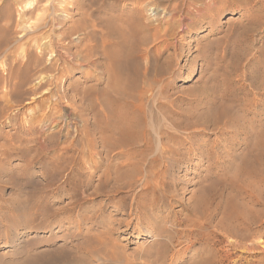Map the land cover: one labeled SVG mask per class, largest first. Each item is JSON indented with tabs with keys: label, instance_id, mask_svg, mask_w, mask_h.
Here are the masks:
<instances>
[{
	"label": "rangeland",
	"instance_id": "rangeland-1",
	"mask_svg": "<svg viewBox=\"0 0 264 264\" xmlns=\"http://www.w3.org/2000/svg\"><path fill=\"white\" fill-rule=\"evenodd\" d=\"M173 2L0 0V143L18 134L19 151L0 162V232L11 240L0 235V264L23 249L63 252L50 264H264V144L249 150L264 142V0H216L213 26L181 37L177 12L153 17L155 5ZM51 6L67 10L58 16L65 31L82 19V42L97 51L120 33L138 41L133 86L101 103L109 119L108 107L139 105L143 132L105 133L100 99L91 106L84 93L95 81L78 72V89L65 94L82 120L69 133L61 121L42 126L47 95L6 85L9 66L26 60L14 49L53 29L30 30L49 22ZM59 151L66 170L49 179Z\"/></svg>",
	"mask_w": 264,
	"mask_h": 264
},
{
	"label": "bare ground",
	"instance_id": "bare-ground-1",
	"mask_svg": "<svg viewBox=\"0 0 264 264\" xmlns=\"http://www.w3.org/2000/svg\"><path fill=\"white\" fill-rule=\"evenodd\" d=\"M215 2L216 0H177V3H168L163 6L160 8V11L155 5L154 9L156 11L153 17L159 22H170L174 20V14L177 12V34L181 37L184 32L195 27L200 28L204 26L203 24L213 26L211 17ZM59 15L67 17L68 12L65 8H60V11H56V7L51 6L49 22L37 23L30 29L33 32H40V29L46 25L53 28L51 32H40L31 37L29 36L30 38L24 46H18L14 49V53L23 55L26 60L22 62V65H16L18 67L9 66L4 77L6 85L18 90L20 85L30 83L33 89L31 91V99L34 96H39L41 93L47 95L43 99L45 111L43 112L44 117L41 120L42 126L46 128H49L50 125L51 127H56L59 126V121H61L60 129H65L69 133L71 128L79 131L77 124L82 120V116L76 114L77 108L73 102L67 99V95L65 94L66 89H78V83L80 82L78 77L71 79L78 72L85 81H95L94 84H88L84 88V93L90 100L89 104L91 106L95 104L97 98L100 99V108L97 109V120L103 123L105 133H122V138L125 139L126 135L143 132L141 131L144 127L143 113L140 114L135 111L140 108L139 105L129 104L127 114L126 110L120 106L116 109L108 107L109 119V115L105 114L102 104L104 103L106 107V104L112 103L108 101L118 102L119 97L124 95L122 93L123 90L133 86V81L140 72L139 62L135 60L138 41L136 39H129L123 33H120L119 41L115 46L106 47L104 40H102L100 52L97 51L96 45L82 42L84 40L82 33L84 34L85 30L82 25V19L78 18L76 22L74 21L68 27V31H65L62 29V19L58 17ZM262 18L257 19L255 23L246 25V30L257 29L262 23ZM89 36L95 37V33H89ZM71 47H76V49L72 50ZM97 54L101 56L100 61H97ZM46 55L48 56L47 63L43 64V58ZM33 71L34 73L31 74ZM31 80L35 82L32 84ZM156 80L147 79L145 85L150 87L156 83ZM65 81H67L66 85L64 84ZM103 81L106 83V86L98 88L97 84L99 85ZM259 85L257 84V86ZM3 95L7 97L9 93L6 92ZM29 101H26V103ZM63 107L69 111H64ZM130 113L131 117L129 116ZM101 114L105 115L101 116ZM219 115H223V113H219ZM112 121L119 122L120 124L114 125ZM17 139L18 134L10 138L5 144L0 143V162H2V157L5 161L8 157L19 154L16 145H14ZM262 144H264L263 141H260V143L257 141L254 146L249 147V150H263ZM60 152L54 154L52 157L55 160L53 163L55 168L49 173V179L55 178L64 169L66 170L65 163L62 161L64 159L63 152ZM259 155L261 153H255L256 160H259ZM95 156L94 152H90L89 156H85L90 166L96 164L95 160H92ZM128 174L129 172L127 171ZM0 235L3 236L0 237L5 239L3 241L11 242L6 232H0ZM17 252L12 253L15 255ZM22 254V258L11 257L6 264H50L52 260L61 258L63 252L50 249L45 251L23 249Z\"/></svg>",
	"mask_w": 264,
	"mask_h": 264
}]
</instances>
